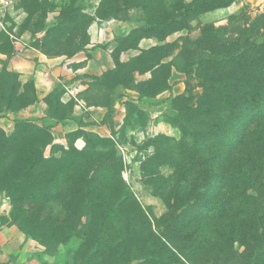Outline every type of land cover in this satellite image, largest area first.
<instances>
[{
  "label": "rangeland",
  "instance_id": "1",
  "mask_svg": "<svg viewBox=\"0 0 264 264\" xmlns=\"http://www.w3.org/2000/svg\"><path fill=\"white\" fill-rule=\"evenodd\" d=\"M195 1L199 0H18L19 29L12 32L13 22L8 32L14 37L28 35L27 46L40 53L72 55L85 45L91 23L112 20L136 24L125 47L142 36L161 46L165 56L148 81L135 84L131 63H124L117 69L118 77L108 79V88L96 89L97 98L109 100L115 81L151 97L167 88L169 77L180 75L183 88L167 105L171 114L161 116L166 132H148L146 114L126 102L124 124L117 131L106 135L81 131L64 144L46 145L41 155L57 160L53 170L58 174L57 182L46 189L55 187L58 194L50 202L44 197L25 201L16 215L1 186L17 149L14 143L0 145V196L9 206L2 220L39 246L41 264H264L262 256L256 262L251 257L259 239L249 217L231 223L227 212L226 219L219 220L215 185L202 190L205 180L214 184L215 170L199 157L203 141L213 145L208 136L211 128L215 131L216 103L225 107L221 89L229 70L215 66V52L234 44L239 32L264 14V0H205L204 6L193 7L167 31L140 30L151 15H176ZM219 27L227 28L216 42L219 47L215 38H208L202 49L187 45L203 30ZM258 28L264 34V20ZM2 36L0 53L10 59L16 53L14 39ZM33 99L32 82L22 84L0 60V114ZM180 105L187 111L182 117L186 126L179 128L168 122ZM55 109L64 116L70 106ZM108 122L109 118L104 121L107 126ZM259 123L252 139L264 133V122ZM2 133L0 142L12 134ZM125 189L130 194L122 201ZM33 227L38 230L30 234Z\"/></svg>",
  "mask_w": 264,
  "mask_h": 264
},
{
  "label": "trees",
  "instance_id": "2",
  "mask_svg": "<svg viewBox=\"0 0 264 264\" xmlns=\"http://www.w3.org/2000/svg\"><path fill=\"white\" fill-rule=\"evenodd\" d=\"M205 4V0H199L189 7L182 8L176 15L163 16L161 13L151 15L147 21H142L139 28L167 31L172 28L177 18L185 17L193 7H202ZM263 20L264 14L255 18L249 27L239 32L234 44L227 46L222 52H215L213 59L215 66H224L229 70V79L225 77L221 89V101L225 107L216 103L215 123H212L215 125V131L211 128L212 134L207 135L213 140V145L203 141L199 155L200 158L202 157L203 165L212 164L215 170L214 184L210 180H205L202 190L206 186L215 185V210L218 212L219 220L224 218L227 212L230 214L227 219L231 223L243 221L240 218L246 216L250 218L252 228L259 239L251 252L252 260L255 262L260 256L264 258V133L252 139L254 128L259 122H264V34H260L258 28V24ZM132 31L127 37L119 40L124 48L129 47H125L124 44L130 38ZM226 32V27L206 29L201 32L197 40L187 42V45H196L202 49L208 38H215L216 44ZM2 35L4 36V33H0V36ZM259 39L263 41L260 42ZM215 46L219 47L218 44ZM163 56L165 55L161 46H155L143 51L128 63L132 65V72L152 73L159 66V58ZM146 57L148 59L145 61ZM119 65L121 64H118V67ZM111 77L117 78V71L105 75L104 80L108 81ZM56 94L57 91L54 95ZM176 110L177 115L169 119L168 123L174 127L180 128L181 125L185 127L182 117L185 116L187 109L180 105ZM5 136L0 145L14 143L17 149L14 151L12 169L1 186L11 201L12 214H18L21 204L25 201L36 202L43 197L49 202L55 199L58 194L55 187L46 188L57 182V169L53 170L57 160L55 158L44 160L41 155L42 149L51 143L49 129L37 127L28 121H17L12 134ZM214 148L215 153H213ZM39 184L46 186L38 187ZM129 194L130 191L125 189L121 200H126ZM36 230L38 228L33 227L30 234Z\"/></svg>",
  "mask_w": 264,
  "mask_h": 264
},
{
  "label": "crops",
  "instance_id": "3",
  "mask_svg": "<svg viewBox=\"0 0 264 264\" xmlns=\"http://www.w3.org/2000/svg\"><path fill=\"white\" fill-rule=\"evenodd\" d=\"M17 4L18 0L8 14V28L13 22L16 24L12 32L19 29L17 20L21 9ZM135 27L133 21L91 23L85 45L69 56L40 53L27 46L28 35L17 34L18 41L12 43L15 55L7 59L0 53V60L6 61L7 70L19 75L22 84L32 82L34 99L25 107L0 114V130L10 135L17 121L32 122L49 129L51 144H64L70 135L81 131L106 135L123 126L124 105L129 102L146 114L148 132H166L168 127L161 116L171 114L166 110L167 105L173 96L182 92L180 75L169 77L167 88L151 97L117 81L111 86L109 100L96 96V89L108 88L104 77L115 73L118 64L128 63L143 51L157 46L152 38L142 37L135 46L124 48L119 40L127 37ZM150 77L149 71L135 72L134 83L148 81ZM65 88L72 91V96ZM55 91L58 92L56 96ZM53 104L70 106V109L66 115L59 116L55 107L53 110ZM107 118L109 126L104 123ZM8 210L6 199L0 196V264H41L43 258L39 246L3 222L2 217L8 216Z\"/></svg>",
  "mask_w": 264,
  "mask_h": 264
},
{
  "label": "built area",
  "instance_id": "4",
  "mask_svg": "<svg viewBox=\"0 0 264 264\" xmlns=\"http://www.w3.org/2000/svg\"><path fill=\"white\" fill-rule=\"evenodd\" d=\"M16 1L17 0H0V33L7 34L11 39H14V42L18 40L16 36L14 37L10 32H8L7 17ZM65 92L72 96V91L69 88H65Z\"/></svg>",
  "mask_w": 264,
  "mask_h": 264
}]
</instances>
